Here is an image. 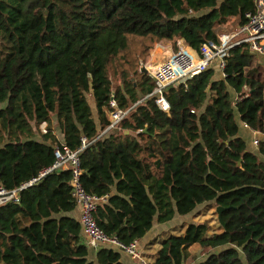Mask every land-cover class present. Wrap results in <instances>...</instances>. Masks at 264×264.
Here are the masks:
<instances>
[{
	"label": "trees",
	"instance_id": "trees-1",
	"mask_svg": "<svg viewBox=\"0 0 264 264\" xmlns=\"http://www.w3.org/2000/svg\"><path fill=\"white\" fill-rule=\"evenodd\" d=\"M255 1L0 0V186L39 178L56 148L75 152L87 139L81 182L104 198L95 219L108 236L139 242L155 224L220 207L224 226L190 223L145 260L185 264L197 247L208 252L198 264H264V139L252 152L240 134L241 123L264 134L254 56L234 49L224 79L211 68L169 86V112L147 98L156 84L137 68L161 42L177 53L184 41L198 55L229 19L243 24ZM112 99L134 108L104 133ZM71 193L72 172L58 170L22 191L19 204L0 206V264H122L125 254L112 248L93 254L80 220L68 216L78 207Z\"/></svg>",
	"mask_w": 264,
	"mask_h": 264
},
{
	"label": "built area",
	"instance_id": "built-area-1",
	"mask_svg": "<svg viewBox=\"0 0 264 264\" xmlns=\"http://www.w3.org/2000/svg\"><path fill=\"white\" fill-rule=\"evenodd\" d=\"M255 4V12L246 14L243 24L239 22L238 18L229 20L230 22L221 28L224 29L221 35L216 32L218 41L206 43L198 55L190 53L181 46L182 43L178 42L179 51L155 69L153 80L156 88L147 98H156L158 107L165 112H169L170 105L164 96L165 89L169 86L186 85L191 78L211 68L220 70L223 77H225L224 71L228 60L233 55L234 49L246 47L251 55L264 57V0H256ZM239 99L237 98L235 103ZM110 106L112 108L109 114L110 125L104 133L117 128L134 108L122 111L118 109V105L114 99L111 100ZM40 130L43 134H46L47 124L43 123L40 126ZM258 144L259 141H256L255 145L257 146ZM88 145L87 139H83L82 148L78 151L73 152L66 147L56 148L54 151V164L44 170L39 175V178L13 190L0 186V206L11 203L19 204L21 192L33 186L37 181L58 170H70L72 172L71 196L81 210L80 222L86 244L97 251L106 247L112 248L123 252L140 264H148L142 250L139 248L138 241L124 244L116 237L108 236L98 226L95 213L100 203L104 202V198L89 194L81 182L83 172L81 169L80 153Z\"/></svg>",
	"mask_w": 264,
	"mask_h": 264
},
{
	"label": "rangeland",
	"instance_id": "rangeland-1",
	"mask_svg": "<svg viewBox=\"0 0 264 264\" xmlns=\"http://www.w3.org/2000/svg\"><path fill=\"white\" fill-rule=\"evenodd\" d=\"M229 20H231V19H229ZM223 32H224V29H220V30H218L217 33L219 35H221ZM133 42H134L135 48L136 47L139 49L142 48V44H141L142 42L140 40L136 39ZM161 43H166V42H161ZM161 43L155 44L154 47L150 50V53L147 56V59L145 61H143V59H140L139 65L137 67L139 71H142L144 73H145V71H147L146 74H148L152 79H153L154 71L158 67V64H155L154 61H151V52L156 48L157 45H159ZM167 44H170L172 51L175 52L173 44L170 42L166 43V45ZM158 50H161L160 47ZM252 56H254V55H252ZM253 67L258 69V72H260L261 78L264 81V59H260V58L254 56L253 57ZM224 78L225 77H223V74H221L218 71L216 72V79L217 80L218 79H224ZM234 94L235 93L232 91V96H234ZM89 102L91 103V105L93 107L91 97H89ZM95 115H96V113H95ZM55 122H56V118H53L54 126H55ZM56 133L58 134L57 130H56ZM198 210H200V211H197V212L190 214V215H187V216H179L178 215V217H176V219L174 218L175 219L174 222L172 221V223L170 222V224L167 223L166 226L160 227L161 225H156L155 231H157L158 229H166L167 232H164L162 235H160L158 237H155V238L152 237L153 239L152 238L151 239L153 241L158 239L157 241H159L158 243H160L161 241H163L164 239H167L171 235L178 236V235L183 234L185 232V229L187 228L188 224H190V223H200V222H203V221H206L209 219L211 222H213V225H212L213 228H218V222H217L218 221V214L216 213V210L214 208H211V209L206 208L205 210L204 209L201 210V208H200ZM193 251H194V254H193L192 258L187 260L185 264H197L198 262L204 260L207 253H208L207 251H200V249H199V251H195V250H193Z\"/></svg>",
	"mask_w": 264,
	"mask_h": 264
},
{
	"label": "crops",
	"instance_id": "crops-1",
	"mask_svg": "<svg viewBox=\"0 0 264 264\" xmlns=\"http://www.w3.org/2000/svg\"><path fill=\"white\" fill-rule=\"evenodd\" d=\"M232 19H234V18H231V20ZM228 22H230V21H228ZM223 26L224 25L219 26L217 28L216 32H218L219 29L223 28ZM178 42L179 43H182L181 46L184 49H186L190 53L196 55V53L193 52L184 41H178ZM166 43H168V42H166ZM166 43H161V44L157 45L156 48L151 52V61H154L155 64H158V66L161 65L163 62H165L167 59H169L170 57H172L176 53V52H173L172 51V49L170 47V44H167L166 45ZM159 47H160L161 50H158ZM255 57H258L260 59H264L263 56H255ZM217 71L220 72V70H218V69L216 70V72ZM234 96H233V100H236L238 98V96L236 94H234ZM240 129H241L240 134L244 138V140L247 142L248 149L250 151H252V152H257L258 151V147L255 145V142L256 141L263 140L264 139V134L251 131L244 123L243 124L241 123ZM37 138H39V136ZM68 216H70L72 218H75L76 220H80V217H81V210H80V208L77 207L74 211H72L71 213H69ZM176 217H178V215H176ZM176 217H175V219H176ZM174 220H173V222H174ZM168 224H170V223H168ZM156 225H160V224H155L154 227H153V229L146 235V237L144 239H142L141 241L138 242L139 243L138 244L139 245V248L142 250V252H143L144 255L154 254L159 249L160 243H158L159 242V241H157L158 239L157 240H154V241L152 239L155 238V237H158V236L162 235L164 232H167L166 229H158L157 231H155ZM166 225L167 224H163L160 227L166 226ZM84 240L86 241V239H84ZM193 250L199 251V248L192 247L190 249V251L192 252V254H194V251ZM93 251H94L93 254H95L97 252V250H93ZM91 258H93V260H94L95 259V256H92ZM121 259H122V264H140L138 261L132 259L131 257H129L127 255H122V258ZM204 260H202L200 262H203ZM200 262H198V263H200Z\"/></svg>",
	"mask_w": 264,
	"mask_h": 264
},
{
	"label": "water",
	"instance_id": "water-1",
	"mask_svg": "<svg viewBox=\"0 0 264 264\" xmlns=\"http://www.w3.org/2000/svg\"><path fill=\"white\" fill-rule=\"evenodd\" d=\"M145 73H147V71H145ZM222 211H223V209L222 208H217V213H218V220H219V222L224 226V223H223V221H222V217H221V215H222Z\"/></svg>",
	"mask_w": 264,
	"mask_h": 264
}]
</instances>
